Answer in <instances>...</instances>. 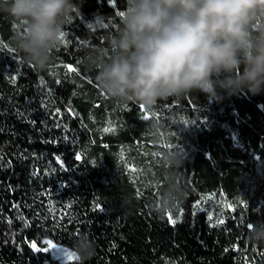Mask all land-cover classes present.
<instances>
[{
  "label": "trees",
  "instance_id": "1",
  "mask_svg": "<svg viewBox=\"0 0 264 264\" xmlns=\"http://www.w3.org/2000/svg\"><path fill=\"white\" fill-rule=\"evenodd\" d=\"M33 1L0 0V264H264V0ZM185 4L247 33L210 91L137 57L153 33L186 58Z\"/></svg>",
  "mask_w": 264,
  "mask_h": 264
},
{
  "label": "rangeland",
  "instance_id": "2",
  "mask_svg": "<svg viewBox=\"0 0 264 264\" xmlns=\"http://www.w3.org/2000/svg\"><path fill=\"white\" fill-rule=\"evenodd\" d=\"M37 6V3L33 0H17L16 11L29 12ZM213 16L216 21L214 29L209 26V21L204 16L198 15L189 4H185L182 10L173 12L171 17L164 21L167 26L179 29L181 32H192L198 38L197 43H193L186 49L185 59L182 58L179 52L168 50L166 44L159 39L152 42L153 33L145 36L144 45L137 53V57L145 56L148 58L153 67L165 76L166 81L171 84V88L176 83H189L198 84L207 91L212 90L209 81L202 74L201 68H229L228 64L222 67L223 53L221 47L223 42L219 36L227 34L236 37L241 42H245L247 36L243 25L239 22L240 19L232 20L230 12L217 13L214 11ZM259 25L258 23L256 26ZM134 28L140 29L138 25H134ZM66 68L71 70V67ZM183 75L188 79V83H186ZM142 110L146 112V109L142 108ZM146 117L150 118L149 114ZM229 133L232 140L237 144L236 133L233 131H229ZM214 204L219 208L215 218L222 216L224 207L231 210L230 205L223 200L222 196H218ZM199 210H205V206H199ZM31 247L34 252H47L53 259L61 262L76 259L74 252L56 246L49 241H44L41 246L32 245Z\"/></svg>",
  "mask_w": 264,
  "mask_h": 264
}]
</instances>
